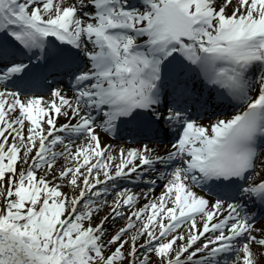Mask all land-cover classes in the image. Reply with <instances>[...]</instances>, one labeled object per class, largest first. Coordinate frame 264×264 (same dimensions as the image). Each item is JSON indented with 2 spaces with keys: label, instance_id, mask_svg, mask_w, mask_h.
<instances>
[{
  "label": "snow or ice",
  "instance_id": "snow-or-ice-1",
  "mask_svg": "<svg viewBox=\"0 0 264 264\" xmlns=\"http://www.w3.org/2000/svg\"><path fill=\"white\" fill-rule=\"evenodd\" d=\"M0 264H264V0H0Z\"/></svg>",
  "mask_w": 264,
  "mask_h": 264
},
{
  "label": "bare ground",
  "instance_id": "bare-ground-1",
  "mask_svg": "<svg viewBox=\"0 0 264 264\" xmlns=\"http://www.w3.org/2000/svg\"><path fill=\"white\" fill-rule=\"evenodd\" d=\"M157 191H159V189H157Z\"/></svg>",
  "mask_w": 264,
  "mask_h": 264
}]
</instances>
